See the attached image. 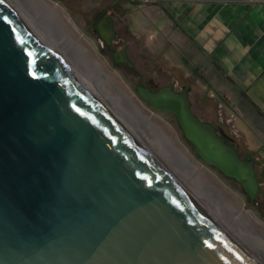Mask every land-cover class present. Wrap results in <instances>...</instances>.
I'll use <instances>...</instances> for the list:
<instances>
[{
	"label": "water",
	"instance_id": "95a60500",
	"mask_svg": "<svg viewBox=\"0 0 264 264\" xmlns=\"http://www.w3.org/2000/svg\"><path fill=\"white\" fill-rule=\"evenodd\" d=\"M106 23L112 29L110 16ZM137 92L175 117L199 159L255 199V160L195 116L187 90ZM0 264H260L5 0Z\"/></svg>",
	"mask_w": 264,
	"mask_h": 264
},
{
	"label": "crops",
	"instance_id": "0c3cea01",
	"mask_svg": "<svg viewBox=\"0 0 264 264\" xmlns=\"http://www.w3.org/2000/svg\"><path fill=\"white\" fill-rule=\"evenodd\" d=\"M97 3H119V32L136 68L159 83L186 85L192 105L210 107L200 119L218 126L238 152L254 159L264 181V0Z\"/></svg>",
	"mask_w": 264,
	"mask_h": 264
},
{
	"label": "bare ground",
	"instance_id": "6f19581e",
	"mask_svg": "<svg viewBox=\"0 0 264 264\" xmlns=\"http://www.w3.org/2000/svg\"><path fill=\"white\" fill-rule=\"evenodd\" d=\"M5 1L17 14H19L25 23L29 25L52 50H54L57 56L60 57L76 75L77 79L96 95L103 105L130 130L136 139L146 147L160 164L162 161L153 154L150 147L156 145L161 151L164 150L168 160L165 158V167L161 165L176 181L178 178L174 177L176 174L172 171L170 165H174L177 168L180 166L183 170H189L197 174L200 173V175L202 174V170L189 157L188 153L184 149L179 148V146L176 145L177 143L175 144L173 142L172 137H170L160 125L158 126L155 124L153 119L151 120L150 116L144 113L142 107L135 102L124 89L116 85L115 81H113L104 70L103 64L86 49L87 47L82 43L80 37L74 32L73 28H71V25L65 19L63 13L56 4L49 0ZM114 110H118L120 114L130 115V122L127 120V123H125L123 119L115 114ZM130 123L132 127L141 126L146 131H149L154 136V140L149 141L147 137L139 133L145 145L127 126V124ZM200 175L198 174L199 178ZM195 180L198 181V179ZM201 180L203 184L209 186L207 192L208 197L206 198L209 200L214 197L215 203L212 205L215 211L213 214L216 215L218 220L211 214L212 217H214L224 229V226H226L232 230L233 233L246 244L245 246L248 245L251 247V252H249L248 249L240 244L248 253H252L253 255H251L260 264H264V227L257 224L251 215L244 211L243 206L233 203V201H231L225 193L220 191L212 181L210 182V180L207 181L206 179ZM177 182L185 189L182 183L179 181ZM185 190L188 191L187 189ZM197 192L200 193L201 190ZM215 194H218L219 197H215ZM195 195L197 196V194ZM193 198L198 201L194 196ZM198 203L202 205L199 201ZM204 208L208 211L206 207ZM210 213L211 212H209V214ZM221 221H223V224ZM227 232L234 237L229 231ZM238 243L240 242L238 241Z\"/></svg>",
	"mask_w": 264,
	"mask_h": 264
},
{
	"label": "rangeland",
	"instance_id": "374dc122",
	"mask_svg": "<svg viewBox=\"0 0 264 264\" xmlns=\"http://www.w3.org/2000/svg\"><path fill=\"white\" fill-rule=\"evenodd\" d=\"M49 1L53 2L58 6L60 11L63 13L65 19L71 25V28H73L74 32L80 37L85 47H87L86 49H88L92 53V55L103 64L104 70L112 78V80L115 81L116 85L124 89L134 99V101L137 102L142 107L144 113L149 115L151 120L153 119V122H155V124H157L158 126L160 125V127L170 137H172L173 142L175 144L177 143L176 145H178L179 148L184 149L188 153L189 157L202 170L201 175L200 173H198L200 175L199 178L197 173L191 172L189 170H183L180 166H178L177 168L174 165H170V168L176 174L174 175V177L178 178V179L176 178L177 181L182 183L185 189H187L189 193L193 195L204 207H206L208 211L211 212L210 214H212L216 218V215L213 214L215 208L212 205L215 203L214 197L209 199L210 201L206 198L208 197L207 192L209 186L207 184H203L201 179H206L207 181L210 180V182L212 181L213 184L216 187H218L220 191L225 193L231 199V201H233V203L243 206L244 211L248 212L257 224L264 227V181L258 180V182H260V188L262 191L258 195L256 202L251 201L248 198L247 194L242 189V186L239 182L233 180L232 178L226 177L215 167L206 164L197 157V155L195 154L192 148V145L184 138L183 133L172 114L166 111H158L153 109L149 104H147L137 95L135 89V85L137 82L136 75L125 67H120V66L117 67L113 65L111 58L99 49V42L97 38L90 32V25L88 24L89 17H88V12H86V9H88L89 7H95V6H91L93 4V2H91L92 0H66L64 2H61L59 0H49ZM202 104L203 103L201 101H195L194 105L191 104L192 112L194 114L199 113L200 114L199 118H202L201 116L203 112L210 110V107H208L206 104L204 105V109H203ZM114 111L115 114H117L118 117L123 119L125 123H127L126 122L127 120L130 122V118H129L130 115L120 114L118 110H114ZM127 126L131 129L132 132L136 134V136L142 142L144 141L142 140L143 138L139 136V133L142 134L144 137H147L149 141L154 140V136L149 131H146L144 128H142L141 126L132 127L131 123L127 124ZM151 147L150 150H152L153 154L160 161H162L161 164L165 167L164 161H166L165 158L167 157L165 155L166 153L164 152V150L161 151L160 149L157 148L156 145ZM195 179H198V181H196ZM199 190H201L202 193L201 192L198 193L197 191ZM195 194H197L199 198ZM203 197L206 199H204ZM215 197H219L218 194H215ZM223 221L226 222L225 220ZM223 221H221L222 224ZM224 227L240 242V244H242V246H244L246 249H248L249 252H251V247H249L248 245L245 246L246 244L239 237H237L232 230H230L226 226Z\"/></svg>",
	"mask_w": 264,
	"mask_h": 264
},
{
	"label": "flooded vegetation",
	"instance_id": "af4514ba",
	"mask_svg": "<svg viewBox=\"0 0 264 264\" xmlns=\"http://www.w3.org/2000/svg\"><path fill=\"white\" fill-rule=\"evenodd\" d=\"M59 1L64 2L66 0H59ZM93 1H96L93 3L95 5L92 4L91 6H95V7H89L88 9H86V12H88V17H89L88 24L90 25V32L97 38L99 42V49L111 58L113 65L117 67L118 66L125 67L128 70H130L133 74L136 75L137 82L135 85V89H136L137 95H138V92H137L138 86L144 87L153 92H156L157 90L165 86H171V88L175 91H184V90L189 91L186 85L179 84V82H177L176 80L162 84L156 81L153 75L141 73L136 68L133 59L129 55V52L127 50L128 49L127 41L124 39V37L119 32V27H118V21L120 18L119 17L120 16L119 3L114 4L111 8V7H106V4L97 3L98 0H93ZM99 1L101 2L102 0H99ZM107 16H110L112 19V29H108L106 27L107 26V23H106ZM127 58L133 63V66H130L127 61H122ZM144 101L147 104H149L146 100ZM225 105H228V104L226 103ZM216 107H217V110L220 108H223V106H219V105H216ZM218 118L220 120H223L221 113L218 114ZM225 120L227 121V123L229 122L228 118H226ZM214 127L219 131L218 126H214ZM224 134L226 135L225 140L227 142L233 141L232 138L227 133L224 132ZM238 153L240 157L244 159L247 158L243 156V154H241L240 152ZM255 169H256V166H255ZM256 176H257V171H256ZM260 193H261V188L259 189V193L256 195L253 202H256L257 197Z\"/></svg>",
	"mask_w": 264,
	"mask_h": 264
},
{
	"label": "built area",
	"instance_id": "2783aa9c",
	"mask_svg": "<svg viewBox=\"0 0 264 264\" xmlns=\"http://www.w3.org/2000/svg\"><path fill=\"white\" fill-rule=\"evenodd\" d=\"M143 3H151V2H154L156 0H141Z\"/></svg>",
	"mask_w": 264,
	"mask_h": 264
}]
</instances>
